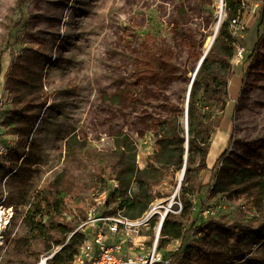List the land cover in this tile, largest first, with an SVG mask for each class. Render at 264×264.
<instances>
[{
	"label": "rangeland",
	"instance_id": "374dc122",
	"mask_svg": "<svg viewBox=\"0 0 264 264\" xmlns=\"http://www.w3.org/2000/svg\"><path fill=\"white\" fill-rule=\"evenodd\" d=\"M240 1L244 30L231 34L235 52L242 48L245 55L224 71L230 94L209 114L208 169L195 171L189 184L198 231L163 251L173 264L185 257V247L198 245L224 253L222 264H264V0ZM224 19V0H0V210L9 218L0 264H43L54 254L42 244L29 253L24 245L26 215L37 194L70 186L66 216L80 227L117 208L111 195L118 140L134 142L143 169L168 134V121L189 138L191 84ZM26 48L43 55L35 70L42 85L19 88L30 101L23 107L7 88L13 62ZM234 85L241 89L237 97ZM222 117L232 118L229 131ZM230 138L233 146L216 165ZM199 160L195 154L194 167ZM182 169L168 167L152 189L148 210L159 209L143 232L150 245L161 214H178ZM225 169L243 172L240 185L214 192ZM208 209L210 215L204 214ZM210 221L213 230L207 229ZM92 231L86 226V234ZM236 232L249 236L239 248L232 239Z\"/></svg>",
	"mask_w": 264,
	"mask_h": 264
},
{
	"label": "trees",
	"instance_id": "16d2710c",
	"mask_svg": "<svg viewBox=\"0 0 264 264\" xmlns=\"http://www.w3.org/2000/svg\"><path fill=\"white\" fill-rule=\"evenodd\" d=\"M225 19L222 22L216 40L201 65L189 95L188 106V155L185 171V180L180 191L181 211L177 214H168L161 230L158 246L160 250L166 249L171 243L181 241L191 231H198L194 222V203L192 201V189L189 184L195 171L208 169L207 156L210 148L211 134L213 129L209 124L214 111L212 107H222L226 101L229 78L224 71L230 70L231 61L235 55V40L230 31V22L240 16L242 2L240 0H224ZM264 9V2L262 3ZM22 54L13 62L11 77L8 79L10 90L23 106H29L30 101L25 97L22 89H32L36 85L41 86L42 80L36 73L42 61V53L33 48L23 49ZM208 74L212 80L208 78ZM203 92V97H201ZM237 97V95H236ZM234 99V95L232 97ZM23 106V107H24ZM22 107V108H23ZM203 108L207 111L203 112ZM20 116L24 110L18 111ZM224 130L229 131L232 125L231 117H222ZM215 122L213 123V125ZM169 132L158 140L159 150L148 158L147 166L139 168L136 163V147L130 138H122L116 143L119 151L114 157L116 162V178L118 188H115L111 197L118 203V208L124 215L135 219L142 216L149 205L154 201L152 189L165 177L168 167L174 165L182 169L185 163L186 138L182 135L179 124L168 121ZM71 144H68V148ZM233 139L230 138L224 152L216 160V165L226 159ZM199 154L200 160L196 167L193 166V156ZM107 163L106 160H103ZM243 172L241 170L225 169L219 175L214 186V192L225 193L230 191L231 186L240 185ZM71 195V188L60 189L57 185L49 190L37 194L30 204L26 215V224L29 233L23 238L26 250L32 253L35 245L42 244L48 254L54 252L47 264H74L79 249L86 240V234L79 229L78 224L67 219V201ZM37 217L45 218L46 221H38ZM207 229L213 230L209 225ZM154 225V223H153ZM203 230H200L202 232ZM205 231V230H204ZM208 233V232H205ZM218 235V234H217ZM216 235V236H217ZM248 233H234L232 239L234 245L239 246L248 241ZM186 253V254H185ZM185 257L179 264H222L224 253L215 252L203 245L185 247ZM244 258V256H242ZM39 257H35L34 263ZM253 260L246 259L243 264H252Z\"/></svg>",
	"mask_w": 264,
	"mask_h": 264
},
{
	"label": "built area",
	"instance_id": "2783aa9c",
	"mask_svg": "<svg viewBox=\"0 0 264 264\" xmlns=\"http://www.w3.org/2000/svg\"><path fill=\"white\" fill-rule=\"evenodd\" d=\"M230 29L233 36L244 30L239 17L230 22ZM244 55V49L238 48L234 58L240 61ZM115 186L118 188L117 182ZM179 206L178 213L182 207L180 203ZM158 209L157 206H151L142 216L132 219L124 215L117 203L114 213L100 214L89 222H85L79 229L85 232L86 226L90 224L93 231L91 235L85 232L86 240L80 247L74 264H173V258L170 254L166 255L163 252L165 249L160 250L158 247L162 225L168 216L167 209L164 214H161L157 222V236L152 245L143 235L144 230L150 227ZM204 214L210 215V210H205ZM53 255L48 257L43 264H47Z\"/></svg>",
	"mask_w": 264,
	"mask_h": 264
},
{
	"label": "water",
	"instance_id": "95a60500",
	"mask_svg": "<svg viewBox=\"0 0 264 264\" xmlns=\"http://www.w3.org/2000/svg\"><path fill=\"white\" fill-rule=\"evenodd\" d=\"M222 2H223V0H222ZM220 22H221V21H219V25H218V27H217V29H216L215 36H214V38H213V40H212L210 46L208 47L207 51H206L205 54L203 55V57H202V59H201L199 65H198V67H197V69H196L194 79H195V77H196V75H197V73H198V71H199L201 65L203 64V62H204L206 56L208 55L209 51L211 50V48H212V46H213V43H214V41H215V39H216V36H217V34H218V31H219ZM194 79H193V82H194ZM193 82H192V84H191V88H192V86H193ZM191 88H190V90H191ZM189 95H190V94H189ZM188 106H189V101L187 102V107H186V123H187L186 128H187V134H188ZM185 147H186V152H185V163H184V166H183V169H182V175H181V178H180V180H179V187H181V185H182L183 177H184V175H185V171H186L187 156H188V138H186V144H185ZM162 226H163V225H162Z\"/></svg>",
	"mask_w": 264,
	"mask_h": 264
},
{
	"label": "bare ground",
	"instance_id": "6f19581e",
	"mask_svg": "<svg viewBox=\"0 0 264 264\" xmlns=\"http://www.w3.org/2000/svg\"><path fill=\"white\" fill-rule=\"evenodd\" d=\"M210 44H211V42H210ZM210 44H209V46H210ZM185 123H186V121H185ZM5 213L6 212H4L2 209L0 210V242L2 240V236L1 235H2L3 231L9 225V218L8 217H4Z\"/></svg>",
	"mask_w": 264,
	"mask_h": 264
},
{
	"label": "crops",
	"instance_id": "0c3cea01",
	"mask_svg": "<svg viewBox=\"0 0 264 264\" xmlns=\"http://www.w3.org/2000/svg\"><path fill=\"white\" fill-rule=\"evenodd\" d=\"M235 79V78H234ZM234 79H232V81H234ZM230 88V87H229ZM234 91L236 92L235 94H241V89H239V87L237 85L233 86Z\"/></svg>",
	"mask_w": 264,
	"mask_h": 264
}]
</instances>
